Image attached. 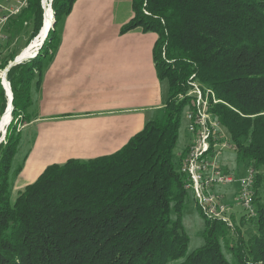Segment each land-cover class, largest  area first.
<instances>
[{
    "label": "trees",
    "instance_id": "16d2710c",
    "mask_svg": "<svg viewBox=\"0 0 264 264\" xmlns=\"http://www.w3.org/2000/svg\"><path fill=\"white\" fill-rule=\"evenodd\" d=\"M76 1L53 0L55 26L42 48L9 71L15 116L30 108L31 82L57 51L56 24ZM27 2L8 30L32 22L35 38L42 0ZM133 8L121 32L157 34L153 59L169 86L164 115L111 155L49 165L15 197L21 134L12 124L0 144V264H264V0H133ZM192 76L215 92L221 102L212 113L237 159L256 172L255 215L239 224L255 230L248 237L239 225L208 219L185 188L189 145L179 155L174 149ZM6 108L0 85V115ZM191 195L205 219V244L188 255L182 213Z\"/></svg>",
    "mask_w": 264,
    "mask_h": 264
},
{
    "label": "crops",
    "instance_id": "0c3cea01",
    "mask_svg": "<svg viewBox=\"0 0 264 264\" xmlns=\"http://www.w3.org/2000/svg\"><path fill=\"white\" fill-rule=\"evenodd\" d=\"M16 1L24 0L2 3L11 8ZM134 16L133 0H77L63 18L57 51L42 60L31 82L32 119L25 128L53 125V147L58 141L72 150L62 157L111 155L164 115L169 86L153 59L158 36L142 29L123 34ZM30 154L20 178L32 184L49 165L42 158L31 162Z\"/></svg>",
    "mask_w": 264,
    "mask_h": 264
},
{
    "label": "rangeland",
    "instance_id": "374dc122",
    "mask_svg": "<svg viewBox=\"0 0 264 264\" xmlns=\"http://www.w3.org/2000/svg\"><path fill=\"white\" fill-rule=\"evenodd\" d=\"M52 3H53V0H45L44 6L45 4H47L46 8L48 9V5L50 6L51 4L50 7L52 8ZM41 5L43 8L42 2H41ZM53 16H54V13H53ZM63 18L64 17H61L58 21V25L56 27L57 33H55L56 36L59 35L60 26L63 21ZM43 19H44V15H43ZM19 27L23 29H21L20 31L18 29V26H15L14 23L10 25V29L7 32L8 39L5 41V43H2L1 49H0V65L4 64L5 62L7 63L6 66L3 68H0V70L6 73L8 83H10L9 76H8L9 71L11 70V68L16 66L14 65L12 67L11 66L12 63H14L15 60H17L26 49L31 47V45L38 39V35H39L38 33V35L35 38L32 37L33 32H34V24L32 22H25L23 25ZM12 58L14 60L10 61ZM28 60L30 61L32 59H27L26 61L22 63H18L17 65L25 64L29 62ZM164 84H166V86L168 87V83L166 81H164ZM0 85L3 88L6 98H7V108L5 112L0 115V127L4 125L3 129L0 128V140L2 139L0 141V144L6 143L7 132L12 124H13V129H15L17 133L21 134L20 143H19L18 149L16 151V155L14 157L13 164H12V168L14 169V171H16L20 165L23 169L25 161H26V157L29 153H31L30 154L31 162L42 158L43 160L48 161L47 165H50L49 163H54V162H57L56 164H59V165L64 164L70 159H78L81 161H88L89 159H93V158H87V157H82V158L81 157H67V156L62 157V154L66 155L68 152H72V150L71 149L68 150L67 147H64V146H59L60 143L58 141H56V147H53V143H54L53 140H55V136L50 137V134H49V133L55 134L53 132L55 128L53 125L47 124L46 126H44V124H41L40 126H33V127H29L28 129H25L26 124L29 122V118L32 119L31 113L33 109L31 110V108H28V110L25 111L23 114H18L17 116H15L13 114V111H14V107H13V111L10 117L11 120L5 126L4 116L7 113V109H8L10 101H9V95L7 94V91L5 90V88L3 87L1 80H0ZM190 91L191 89L189 90V92ZM11 92L13 95L12 86H11ZM182 97L183 95L180 98ZM13 99H14V96H13ZM189 104H191V100ZM12 105H13V101H12ZM187 112H188V107L184 109L182 116H181L180 127H179V132H178V140L176 143V147L174 149L175 155H179L180 153H182L185 150V148L189 145L191 138H192L191 134L188 131V121L186 118ZM42 135L44 137V140L42 141L43 145H40V140L38 142L37 140L39 138L41 139ZM41 154L43 156H41ZM55 158H58V159L56 161L52 160ZM60 158L62 159L60 160ZM219 163L222 165L223 169L226 172H228L230 175H232L236 180H239L240 178L246 175L247 167L244 165V163L240 162L237 159V156L232 148L230 149L225 148L223 150L219 158ZM16 173L17 172H14L13 175H15ZM20 174L21 173H19L16 176L13 182L14 197L17 196V193L19 191L24 189L27 183L30 184V182L33 181V180L26 178L24 174L20 178ZM239 187L240 185L238 184V182H234L228 185H218L214 187L213 189V193L216 194L217 196H221L223 198L224 203L228 204L230 208H232V211L230 213L232 216L231 218L232 220H230L231 225L228 223L226 224L233 227V229L240 224V220L246 214L244 212V209L241 207V205L237 201V197L239 195ZM260 192H261V198L264 201V179L262 182V187L260 189ZM182 225L184 227L185 232L188 234L190 238L189 247H188V255H189L195 250H197L198 248L204 246L205 244V238L203 236V232L205 230V219L201 215V211L197 207L192 195L190 196V199L188 200V203L182 213ZM239 226L243 234L246 237L250 236L253 233V231H255L254 229H252L249 222H245L243 225H239Z\"/></svg>",
    "mask_w": 264,
    "mask_h": 264
},
{
    "label": "built area",
    "instance_id": "2783aa9c",
    "mask_svg": "<svg viewBox=\"0 0 264 264\" xmlns=\"http://www.w3.org/2000/svg\"><path fill=\"white\" fill-rule=\"evenodd\" d=\"M11 2V0H8ZM24 1H16V6L8 8L0 0V49L3 34L7 33L9 22L18 16ZM26 61V60H25ZM24 62V61H23ZM22 63V62H19ZM191 104L187 112L188 131L192 138L188 152L184 159L181 172L186 175L185 188L192 191L195 200L203 214L212 220H219L231 225L232 208L224 203L221 196L213 193L214 187L238 182L239 195L237 201L249 218L255 215L254 185L256 172L247 168L246 175L236 180L232 175L224 172L219 163L220 155L225 148H232L228 143L220 122L212 113V106L219 104L212 89L203 88L192 76L189 82ZM6 91L10 103L13 101L11 84L6 79ZM9 103V104H10Z\"/></svg>",
    "mask_w": 264,
    "mask_h": 264
},
{
    "label": "bare ground",
    "instance_id": "6f19581e",
    "mask_svg": "<svg viewBox=\"0 0 264 264\" xmlns=\"http://www.w3.org/2000/svg\"><path fill=\"white\" fill-rule=\"evenodd\" d=\"M28 5V2L26 0L25 2V7H23V9L27 7ZM47 7V4H45L44 6V10L45 12L47 13V17H46V21H45V27L42 31V34L38 37V39L31 45V47H29L28 49H26L22 55L17 59V62H23L27 59H32L33 57H35V54L37 52V49L40 48L42 42L44 41V38L48 32V30L52 29V25H53V22H54V16L52 15V10H51V7L48 5V9L46 8ZM16 17V16H14ZM8 39V35L7 33L3 34V37H2V43H5V41ZM6 79H7V76H6V73L2 72V70H0V80L2 82V85L4 88H6ZM6 90V89H5ZM11 107L7 110V113L5 114L4 116V124L6 126V124H8L10 122V117H11ZM3 123V121H2ZM2 125V124H1ZM1 129L4 128V125H2L0 127ZM2 140V139H1ZM0 140V141H1Z\"/></svg>",
    "mask_w": 264,
    "mask_h": 264
},
{
    "label": "water",
    "instance_id": "95a60500",
    "mask_svg": "<svg viewBox=\"0 0 264 264\" xmlns=\"http://www.w3.org/2000/svg\"><path fill=\"white\" fill-rule=\"evenodd\" d=\"M44 1H45V0L42 1V3H43V10H44ZM50 6H51V4H50ZM46 17H47V13H46L45 10H44L43 25H42V27H41V30H40V32H39L38 37L42 34V31H43V29H44V27H45ZM54 25H55V16H54V22H53V25H52V29L54 28ZM52 29L48 30V32H47V34H46V36H45V38H44V41L42 42L40 48L37 50L35 56L37 55V53L39 52V50L42 48L44 42H45L46 39L48 38L49 32H50ZM18 63H19V62H17V60H15V62L12 63L11 66L13 67L14 65H17ZM10 107L12 108V109H11V114H12V111H13V105H12V102L9 104L8 109H9ZM8 109H7V110H8Z\"/></svg>",
    "mask_w": 264,
    "mask_h": 264
}]
</instances>
